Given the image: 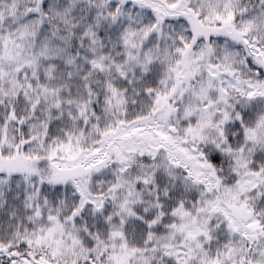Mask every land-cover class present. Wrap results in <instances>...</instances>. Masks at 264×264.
<instances>
[{
  "label": "snow or ice",
  "instance_id": "obj_1",
  "mask_svg": "<svg viewBox=\"0 0 264 264\" xmlns=\"http://www.w3.org/2000/svg\"><path fill=\"white\" fill-rule=\"evenodd\" d=\"M0 264H264V0H0Z\"/></svg>",
  "mask_w": 264,
  "mask_h": 264
}]
</instances>
